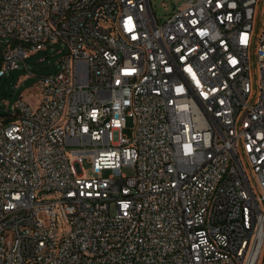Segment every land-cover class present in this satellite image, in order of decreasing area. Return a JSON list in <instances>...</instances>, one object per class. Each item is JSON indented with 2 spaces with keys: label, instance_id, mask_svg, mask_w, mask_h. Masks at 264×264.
I'll list each match as a JSON object with an SVG mask.
<instances>
[{
  "label": "built area",
  "instance_id": "1",
  "mask_svg": "<svg viewBox=\"0 0 264 264\" xmlns=\"http://www.w3.org/2000/svg\"><path fill=\"white\" fill-rule=\"evenodd\" d=\"M0 39V80L61 55L0 114V264H264V0H0Z\"/></svg>",
  "mask_w": 264,
  "mask_h": 264
},
{
  "label": "rangeland",
  "instance_id": "2",
  "mask_svg": "<svg viewBox=\"0 0 264 264\" xmlns=\"http://www.w3.org/2000/svg\"><path fill=\"white\" fill-rule=\"evenodd\" d=\"M184 1L187 0H151L157 18L161 23L165 22L170 14L174 13V9ZM5 45V40L0 39V57ZM60 57L61 55H49L40 52L26 61L27 69L22 66L10 72L8 76L3 77L0 80V114H4L8 110L13 111L19 99H24L29 103L36 101L38 98V83L41 76L54 73L55 64ZM42 58L45 59L40 61ZM132 124L133 119L128 117L126 119V128L123 131L124 135L131 136ZM83 171L87 177L93 176L90 172L89 164H83ZM123 172L129 176L134 174L132 168H125ZM108 174L109 172H104L102 175L107 176Z\"/></svg>",
  "mask_w": 264,
  "mask_h": 264
}]
</instances>
